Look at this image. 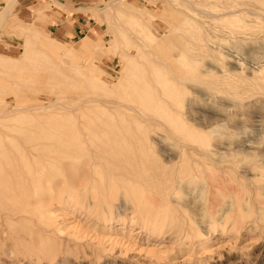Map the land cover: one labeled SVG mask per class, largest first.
<instances>
[{"label": "rangeland", "instance_id": "1", "mask_svg": "<svg viewBox=\"0 0 264 264\" xmlns=\"http://www.w3.org/2000/svg\"><path fill=\"white\" fill-rule=\"evenodd\" d=\"M10 3L11 0H6V5L0 8V56L7 58L6 61L0 57V136L1 143L5 142L2 145L5 147L8 145L12 154L15 144L21 147L27 145L31 132L41 127L56 126L53 119L67 114L77 115L84 112L83 115L95 117L102 114V118L108 115L116 116V118L126 116V118L130 117L129 120L125 118L128 120V125L130 126L129 122H131L130 127H136L137 125L130 121L136 116L135 109L137 108L140 115L154 113L155 100L162 96L159 92L161 86L157 83L152 74V67L147 62L160 58L161 53H165L167 49H171V51L167 50L169 53L175 51L172 52L173 54L179 50L183 51L184 55L180 61H177L180 65V67L177 65L179 69H185L184 72L180 70L181 74L183 72L181 77L185 75L183 77L185 88L182 95L184 104L181 107H173L181 111L191 126L201 130L197 132L198 135L201 133L202 140L218 144L224 151L226 146L231 145V141L241 139L245 140L247 152L251 151L250 153L255 155L262 150L264 154V0H101L97 10L93 16L91 15L94 18L92 25L94 28H91L89 36L81 39L55 37L45 30L44 21L39 16L33 17L23 13L20 7H16L15 4L10 6ZM133 10L136 12L133 13ZM127 20L132 23L131 27L134 29L129 27L130 23ZM134 20L137 23L134 24ZM127 25H129L128 28ZM141 27H146L147 32H152L156 36L155 47L149 45L147 41L144 42L145 39L139 35L140 33L138 34L137 30ZM174 27L183 33H179ZM169 28L172 29L168 31ZM165 31L171 35L169 33L165 35ZM181 34L184 36H180ZM46 35L59 45L55 54L45 44L42 45ZM124 35L129 38L126 39L127 41L123 40ZM161 36L162 39H166L162 41ZM175 38H179L183 44ZM171 39L173 42L177 41V44H170ZM131 41H133L132 45L127 44ZM160 43L162 46L159 45ZM64 44L71 49V56L63 52ZM123 45L128 49H124ZM147 45L152 52L155 51L153 53L157 51L159 53L153 55ZM137 46L140 47L136 48ZM135 50L138 51L135 52ZM98 51L101 53L99 54ZM141 52L145 54V58L139 56L140 60L143 59L139 62L137 57ZM133 53L139 61L134 58ZM97 54L100 56L97 57ZM124 56L129 59H122ZM14 59L17 60L14 61ZM125 61L129 64H125ZM184 61L187 63L184 64ZM88 62L92 64L90 66L98 70H90L87 67ZM135 62L142 64L140 66L143 68L138 69L141 72L139 77L147 78V83L145 79L138 77V80L135 77L136 74H133L135 72L132 71L134 67L132 64ZM76 66L79 68L77 69ZM130 67H132L131 73L127 69ZM125 69H127L126 72L122 73ZM260 69L261 71H258ZM162 70L167 72V76H171L172 73L167 69L162 68ZM125 74L127 77L129 75V81ZM133 81L139 82L136 87H132L137 83ZM142 84L145 86L142 87L144 90L140 87ZM148 86L150 87L147 90ZM212 86L215 90H211ZM122 87H125L124 90ZM142 91L146 93L147 98H151L150 103L153 105L149 103ZM148 91L151 95H148ZM135 94L139 97L136 98ZM154 96H157L156 99ZM102 97L104 101L101 100ZM107 98L109 100L112 98V101L126 100L130 105L126 102L124 104L123 101V103L119 102L120 100L119 105L115 100L109 103ZM123 104L128 105V108ZM39 106L44 108H38ZM131 106L135 107L134 110ZM115 108L121 111L117 110L115 113ZM112 111L114 113H111ZM130 113L135 116L132 117ZM214 121L225 125V127H219L224 128L225 134L215 132L217 133L215 135L208 131L209 127L205 128ZM142 126L147 128V124L143 123ZM4 133L10 138L7 139ZM4 138L7 140L5 141ZM154 150H158L156 145ZM253 155L227 157L226 162H222L223 172L215 171L216 181L213 187L206 186L204 193L210 198L214 195L215 205H219V207L217 205L211 208L213 217L208 215L209 212L205 206L208 202L196 200L192 193L184 195L182 190L175 194L176 201L179 200L181 204L185 202V207H189L190 211L186 208L190 213L187 216L194 219L192 229L185 228L179 239L175 238L172 230L160 234V237L149 234L138 226L135 222L136 214L129 208L126 210L125 217L121 212L118 215L113 213V220L109 223L107 220H100L102 213L98 208L75 209L65 205L60 207L54 203L50 206L54 211V223L64 232L60 238L61 241L60 239L51 241L52 243L57 241L54 246L58 249L52 264H148L151 258V264H264V167H255L253 161L264 158ZM161 156L162 160L165 154ZM14 162L10 165H14L16 170L19 168L18 171L24 174L22 164L16 159ZM5 166L3 165V168H7ZM55 168L48 167V173L55 175L52 176L53 178L60 179L64 171ZM245 169H248V172ZM202 175L204 176H201V181L209 183L208 172L204 171ZM120 191L119 189L116 191L118 203L123 199L122 190ZM181 204L178 206H184ZM24 223L25 227H29L28 223ZM193 230L196 233H202L198 236ZM33 234L37 233L33 231Z\"/></svg>", "mask_w": 264, "mask_h": 264}, {"label": "bare ground", "instance_id": "2", "mask_svg": "<svg viewBox=\"0 0 264 264\" xmlns=\"http://www.w3.org/2000/svg\"><path fill=\"white\" fill-rule=\"evenodd\" d=\"M135 12L133 10V13ZM148 15H151V14H147V16ZM229 15H231V13ZM229 15H228V18H229ZM161 16L162 15H160V17ZM133 22L134 24L137 23L135 22V20ZM131 24L132 23H130V26L127 25V28L128 26L131 27ZM138 25H140V23ZM132 26H135V25H132ZM131 28L134 29L133 27ZM132 29L131 31H133ZM171 29L169 28L168 31H170ZM176 30H175V33L178 34ZM131 31L129 30L130 33ZM137 31H139L138 34L140 33L139 35L145 39L144 42L147 41L149 45H152L155 47V45L157 44V43L156 44L154 43L156 42V36L152 32H147L146 27L145 28L141 27ZM178 32L183 33L180 31ZM166 33L167 32L165 31V35ZM138 34L137 35L135 34V35L138 36ZM169 34L171 35V33ZM180 36L183 37L184 34H181ZM122 38H125L123 40L129 39V38H126L125 35ZM45 39L46 40L45 42L42 43V45L45 44V46L48 47L52 53L55 54L57 50L59 49L58 48L59 45L54 41V39L48 37L47 35ZM161 39H162V36H161ZM165 39H162V41ZM177 39L178 41H180L179 38H175V40ZM172 40L173 39H171L170 41ZM132 42L133 41L127 42V44L130 43V45H132L131 44ZM161 43L159 44L160 46H162ZM172 43L177 44V41L176 42L172 41L170 44ZM181 43L183 44V41ZM170 44H168V47ZM165 45L167 46V41ZM139 47L140 46H137L136 48H139ZM123 48L126 50L128 49V47H125V46ZM150 48L152 47L150 46ZM148 50H150L149 46H148ZM167 50L171 51V49H167ZM167 50L165 53H161L164 51L160 52L162 54L160 55V58H156V59L154 58L153 60H149V61L147 60L148 61L147 63H149L152 67L153 71L150 68V70L152 71V74L155 76L157 83L160 84L161 86V90L159 91L158 90L159 88L157 86H155V88L156 87L158 88L157 90L161 92L162 96H159V98L157 99H156L157 96L156 97L154 96L156 99L155 100L156 103L154 102L155 103L154 106H156L155 108L156 111L154 113L150 112L151 114L149 115H140L138 111L136 110L137 108L135 109L137 113L134 112L136 116L131 115L130 113L132 117L135 116L131 118L132 120L130 121H133L137 125L136 127L134 126H133L134 128L130 127L132 124L131 122H129L130 126L128 125V120H129L128 118H130L128 116H127L128 118H126L125 116V118L128 120H126L122 116L116 118V116L113 117L112 115H108L106 117L104 116L105 118H102L103 117V116L101 117L102 114L97 117L86 115V114L83 115L84 112H80L81 110H78V111L82 114L80 113L77 115L67 114L64 116H60L58 118L56 117V114H55L56 118L54 119L52 118V119L57 125L56 126L51 125V126H47L43 128L41 127L37 129L36 131L31 132V134L29 135L27 139V145L26 146L24 145V147L16 146L15 144L14 145L15 149L13 147L14 149L13 154L16 156L12 154V150L11 148H8V145L7 147L2 145L5 142L1 143L2 139L0 136V264H52L53 259L57 255L58 249L54 246V243L57 241H54V243H52L51 241L60 239L64 232L62 228L58 227V225L54 223V214H53L54 211L52 210V207H50L54 203L60 205V207L65 205L67 207H75V209L85 208L89 210V208H98L99 212L102 213L100 220L102 221L107 220L109 223L113 220L112 219L113 213L118 215L121 212L124 215L123 217H125L126 210L129 208L134 214H136L137 220L135 222L138 224V226L146 230L149 234H156L159 236L160 234H164L165 232L172 230L173 233H175L176 239L180 238L185 228L192 229V225L194 224V219H192L190 216H187L190 213L187 212L186 208L189 209V207H185L186 205L184 204L185 202L183 203L184 206H182L183 204H181L179 200L176 201L175 199V194L179 192V190L180 191L182 190V193L184 195L185 194L189 195L190 193L194 194L195 195L194 198H197L196 200L198 201L201 200V201H205L206 203L208 202L207 205L205 206H206L207 211L209 212L208 215L213 217L212 216L213 211L211 210V208H213V206H217L218 204L215 205V201L213 200L215 197L214 195L213 197L210 198L208 195L206 194L204 195V193L206 192V186L209 185L210 187H213L214 181H216V178L214 177L216 174L215 171L216 172L222 171L221 170V168L223 169L222 162L227 160L229 157H235L237 155H244V156L250 155L251 156L254 153L251 154L250 153L251 151L250 152L246 151L245 140H241V139L231 141V145L226 146L224 148V151L223 149L220 148V145L218 144L204 142V139L202 140L203 137L201 138L200 136L201 133L200 135H198L199 134L198 132L201 130L198 128H195L196 126H191L188 123L187 118L183 117V114L181 113L179 109L177 110L176 108L174 109L173 106L181 107L184 104L183 99H182L184 96L182 97V95H183V90L185 88L184 81H183L184 80L183 77L185 75L183 77H181V75L183 74L185 69L184 70L182 68L179 69L180 65L177 63V61H180V59L184 55H183V51H180V50L179 52H176L175 54H173L175 51L174 52L172 51L173 53L172 52L169 53L167 52ZM136 51L138 50H135V52ZM63 52L68 56H71V53H72L69 46H65L63 48ZM100 53L101 52H99V54ZM134 53L133 55L135 58ZM158 53L159 52L157 51V53H153V55H156ZM127 54L129 53L127 52ZM94 55L92 56L93 58H94ZM130 55L133 56L132 54ZM98 56L100 55L97 54V57ZM139 56H142L143 58H145V54H143L142 52L138 55L137 57L138 59L140 58ZM120 57H123V56L120 55ZM1 59L2 60L6 59L7 61V58L2 57ZM122 59H127V57L125 58L124 56V58ZM16 60L14 59V61ZM95 60H96V57H95ZM141 60L139 62H141ZM129 61L130 63H132L131 59ZM125 62H126L125 64L127 65L129 64L127 63V61ZM144 62L145 61H143V63ZM88 63L89 65L87 67L90 70H98V69H95V67L90 66L92 65L90 62ZM186 63L187 62H185L184 64ZM136 64H137L136 62L135 64L133 63L132 66L134 65V67L133 68L130 67L127 69H129L131 73L130 69L132 68V71L135 72L133 74H136L135 77L138 78L139 72H140L138 69L141 70L143 67L140 66L142 64L140 65L139 64L136 65ZM78 68L79 66L77 67V69ZM162 68L167 69L168 72H171L172 73L171 76L170 77L167 76V72L162 70ZM127 69H125V71L123 70L122 73L123 72L125 73ZM181 69L183 70L182 74L180 72ZM258 71H261V69ZM194 72H196V70ZM145 73L147 72L145 71ZM194 75H196V73ZM128 77H127V80L129 81ZM191 77H193L192 73H191ZM140 79H143V80L145 79V82L147 83L146 81L147 78L141 77ZM135 82L137 81H133V83ZM141 82L143 81L141 80ZM194 82H196V80ZM138 83L139 82H137L136 85L132 87H136ZM195 84H197V82ZM106 85L107 84H105V86ZM140 87L141 89H143L142 87H145V86H143L142 84V86ZM149 87L150 86H148L147 90L149 89ZM130 88L131 87H129V89ZM151 88L153 87L151 86ZM218 88L219 87H217V89ZM212 89H214L213 86L211 90ZM157 90H154V91H157ZM137 92H138V89H137ZM143 94L146 97L145 95L146 93H143ZM148 95H151L149 94V91H148ZM122 97H119V98H122ZM138 97L136 96V98ZM125 98L127 99L126 96ZM102 99L103 97L101 98V100ZM147 99L150 103L151 98H147ZM96 100H100V99H96ZM106 100L108 102L116 101V99H114L115 101L114 100L112 101V98L111 100H109L108 98ZM119 100L116 101L117 105H119L118 103ZM141 100H143V98ZM122 101L123 100H120L119 102H122ZM123 102L125 104L126 100H124ZM127 102L126 104H129ZM80 106L82 107L81 104ZM154 106H151V107H154ZM38 108H44V106H39ZM83 108H80V109H83ZM132 108L134 110L135 107L131 106V109ZM117 110L118 108L114 110L115 113ZM141 111H142V108H141ZM58 113H61V112H58ZM111 113H114V112L112 111ZM117 113L120 114L119 112ZM49 117H53V116H49ZM45 119L47 120L48 118H45ZM50 123H51V120H50ZM143 123L147 124V128H143V126H145V125L142 126ZM222 126L225 127V125L214 121V123L209 124L205 128L209 127L208 131L210 133H213L216 135L217 133L215 132H219L222 135V133L224 132L223 130L224 128L223 129L219 128ZM5 137L7 139L10 138L8 137V135H5ZM6 138H4L5 141L7 140ZM14 141L12 142L13 143L17 142V141L16 142ZM154 145L157 146L158 148L157 151L154 150ZM164 154L165 156L162 157ZM259 155L264 158V154H262V150L261 152H259V154L256 153L253 156L259 157ZM160 156L163 158L162 160L160 159ZM15 159L22 164L23 166L22 169L24 170V174L18 171L19 168L16 170L13 167L14 165L13 166L10 165V164L15 163L14 162ZM253 161H254L255 167H261V166L264 167V159L259 158ZM3 165H6L8 170H6L7 168H3ZM48 167L49 168L56 167L55 169L58 168L61 171L63 170L64 173L62 172L63 173L62 177L60 179L53 178L55 175H49ZM204 171H207L209 174V183H205L204 181H201L202 180L201 176H204L202 175L204 174ZM246 171L248 172V169ZM252 174H255V173H252ZM56 177H58V175ZM205 177H206V174H205ZM118 189L119 191L122 190L121 194L123 195L122 197L123 199L122 201L119 200V203L117 202L118 197H117V192H116L118 191ZM195 201H193V203ZM229 203L230 202H228V204ZM178 204H181L182 207L178 206ZM187 204H189V202ZM233 205L235 206V202ZM201 206H203V204ZM188 211H190V209ZM210 220L213 222L214 221L216 222V220H212V219ZM24 222L28 223L29 227H25ZM33 231H35V234L36 233L37 234L34 235ZM201 233L195 232V234L196 235L198 234V236L199 234L201 235ZM188 236L190 237V234ZM61 240L62 239H60L59 241ZM151 259L149 260L150 263L148 264H151Z\"/></svg>", "mask_w": 264, "mask_h": 264}, {"label": "crops", "instance_id": "3", "mask_svg": "<svg viewBox=\"0 0 264 264\" xmlns=\"http://www.w3.org/2000/svg\"><path fill=\"white\" fill-rule=\"evenodd\" d=\"M100 3L101 0H11L10 6L15 4L23 13L39 16L45 30L57 38L81 39L94 28L92 16ZM5 5L6 0H0V8Z\"/></svg>", "mask_w": 264, "mask_h": 264}]
</instances>
